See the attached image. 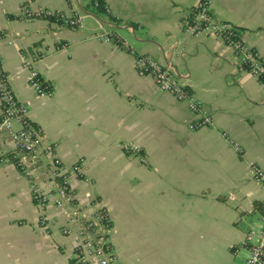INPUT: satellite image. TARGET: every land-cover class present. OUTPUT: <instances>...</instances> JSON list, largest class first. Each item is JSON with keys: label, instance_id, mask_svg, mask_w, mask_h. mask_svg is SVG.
Masks as SVG:
<instances>
[{"label": "crops", "instance_id": "crops-1", "mask_svg": "<svg viewBox=\"0 0 264 264\" xmlns=\"http://www.w3.org/2000/svg\"><path fill=\"white\" fill-rule=\"evenodd\" d=\"M102 2L106 16L90 0H0V64L13 92L66 167L85 160L76 203L106 213L121 264H246V236L264 225V187L250 171L264 170V84L223 38L183 29L199 0ZM210 2L264 59V0ZM25 9L77 15L85 27ZM103 32L109 42L95 37ZM136 54L171 66L214 125L192 130L198 117L138 74ZM36 56L51 96L29 85L24 64ZM119 142L140 146L148 163ZM0 147L13 148L6 134ZM70 213L39 206L12 161L0 162V264H73L76 235L61 231Z\"/></svg>", "mask_w": 264, "mask_h": 264}, {"label": "built area", "instance_id": "built-area-1", "mask_svg": "<svg viewBox=\"0 0 264 264\" xmlns=\"http://www.w3.org/2000/svg\"><path fill=\"white\" fill-rule=\"evenodd\" d=\"M95 1L97 7L98 1ZM210 3V0H199L191 12L192 16L189 14L184 18L183 29L189 34L205 33L223 38L240 56L242 67L249 66L247 71L259 79L264 73V59L243 42L239 29L215 18ZM22 15L25 18H52L62 26L74 29L85 27L82 17L69 16L63 12L45 9L32 12L25 9ZM95 37L105 42L111 40L108 32ZM126 49L133 54L136 53L127 45ZM40 58L41 56H36L25 61V70L29 73L28 82L38 95L51 96V88L42 85L43 81L34 67ZM136 70L140 76H151L160 90L170 92L177 100L187 103L190 112L198 117L190 126L192 130L214 125L211 113L189 86L175 77L171 66L163 67L150 56L136 54ZM0 100V135L6 134L13 146L10 151H4L0 147V162L12 161L29 181L33 199L39 206L71 207L69 219L61 231L64 235H76L71 256L74 264H120L112 245V225L106 213L102 209H97L91 216H87L86 210L76 203L72 180L84 174L85 160L80 159L66 167L55 154L54 144L48 142L29 120L28 108L16 97L1 69V64ZM15 124H18V128ZM117 145L128 153L142 155L140 146L133 142H119ZM236 149L240 151L239 146H236ZM141 161L148 163L142 156ZM250 171L255 180L264 187V170L252 163ZM245 245L249 247L250 252L246 264H264V225L260 229H251L248 232Z\"/></svg>", "mask_w": 264, "mask_h": 264}, {"label": "trees", "instance_id": "trees-1", "mask_svg": "<svg viewBox=\"0 0 264 264\" xmlns=\"http://www.w3.org/2000/svg\"><path fill=\"white\" fill-rule=\"evenodd\" d=\"M97 1H98L97 7H95V2H96L95 0H90V3L86 7L91 9L92 11L96 12L100 16H106V8H105L104 2H102V0H97ZM191 16H192V14H190V17ZM227 43H229V42H227ZM243 68L245 70H247L249 68V66H244ZM259 81L264 84V73L261 74V76L259 77ZM42 85L44 87L48 86V88H50L49 85H47L45 82H43ZM73 264H74V262H73Z\"/></svg>", "mask_w": 264, "mask_h": 264}, {"label": "rangeland", "instance_id": "rangeland-1", "mask_svg": "<svg viewBox=\"0 0 264 264\" xmlns=\"http://www.w3.org/2000/svg\"><path fill=\"white\" fill-rule=\"evenodd\" d=\"M111 241H112V236H111ZM118 261H119V259H118ZM120 262V261H119ZM120 264H121V262H120Z\"/></svg>", "mask_w": 264, "mask_h": 264}]
</instances>
